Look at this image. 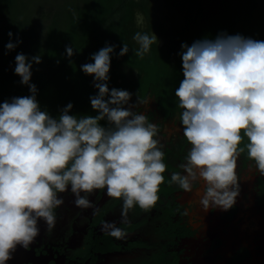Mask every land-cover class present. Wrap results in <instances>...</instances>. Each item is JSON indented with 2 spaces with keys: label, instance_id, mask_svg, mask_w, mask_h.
I'll use <instances>...</instances> for the list:
<instances>
[{
  "label": "clouds",
  "instance_id": "9594fccd",
  "mask_svg": "<svg viewBox=\"0 0 264 264\" xmlns=\"http://www.w3.org/2000/svg\"><path fill=\"white\" fill-rule=\"evenodd\" d=\"M135 17L140 29L132 37L136 46L130 49L123 42L118 54L131 51L143 59L159 38L144 30L141 11ZM19 43L10 39L5 47L11 51ZM181 48L183 79L175 95L191 147L168 183L186 193L200 184L198 203L205 211H228L240 196L239 154L246 151L264 175V40L221 32ZM75 51L66 46L69 58ZM114 54L116 46L107 44L80 66L94 77L98 91L90 103L96 114H73L69 102L56 116L41 106L32 82L33 65L42 56L16 55L14 72L30 95L0 103V264H9L18 247L32 244L41 222L48 231L55 228L63 193L70 192L74 205L91 209L93 216L101 212L90 199L97 190L122 201L120 223L102 222V231L117 239L127 237L120 225L129 222L130 210H149L160 199L168 166L159 125L134 110L146 101L137 95L132 103L130 91L109 87Z\"/></svg>",
  "mask_w": 264,
  "mask_h": 264
},
{
  "label": "flooded vegetation",
  "instance_id": "af4514ba",
  "mask_svg": "<svg viewBox=\"0 0 264 264\" xmlns=\"http://www.w3.org/2000/svg\"><path fill=\"white\" fill-rule=\"evenodd\" d=\"M1 61L0 103L13 96L30 95L29 88L14 72L15 64ZM48 68V62L44 61L34 64L32 70L44 73L38 100L49 99L50 105L45 108L52 115H58L60 108L69 102L74 105L73 114H96L90 103V97L98 91L93 76L89 75L92 86L89 93L80 95L75 93V83L67 87L60 82L59 71L49 72ZM139 79L135 74L118 76L109 87L130 91L132 103L137 95L146 101L134 110L146 113L149 121L159 125L168 168L157 204L149 210L138 206L130 210L129 222L120 225L127 230V237L117 239L102 231V222L120 223L122 201L108 197L106 190H97L90 199L99 205L101 212L93 216L91 209L74 205L70 192L63 193L65 204L56 209L55 228L48 231L41 222L40 235L25 249L23 264H264V175L258 170L245 175L255 164L240 153L237 163L240 196L228 211L218 208L205 211L198 203L200 184L194 185L192 193L170 185L171 172L181 171L178 165L191 147L183 135L182 110L174 92H168L174 95L172 99L164 100L163 92L149 87L142 90L132 84ZM148 103L153 106L145 110Z\"/></svg>",
  "mask_w": 264,
  "mask_h": 264
},
{
  "label": "trees",
  "instance_id": "16d2710c",
  "mask_svg": "<svg viewBox=\"0 0 264 264\" xmlns=\"http://www.w3.org/2000/svg\"><path fill=\"white\" fill-rule=\"evenodd\" d=\"M150 1L79 0L63 11L65 18L62 23L55 21L48 27L43 41L32 44L20 38L22 43L11 51L5 45L10 39L15 41L19 38L14 34L13 37L1 41L0 60L15 58L14 53L20 52L28 53L29 57L41 55L42 62L47 61L49 64V72L58 70L62 78L60 82L67 87L75 83V93L81 95L84 92L89 93L92 86L89 75L80 66L90 62L93 53L107 44H112L116 46V54L112 56L109 83H114L118 76L135 74L140 79L133 81V85L142 90L149 87L163 92L162 98L169 100L174 95L168 92L175 93L183 79L180 55L182 43L191 45L198 39L215 38L221 32L264 40V0H220L210 12H205V7L197 0H173L175 9L181 16L180 23L175 24L172 23L176 18H168L170 25L154 16ZM0 10L17 11V0H0ZM137 11L143 12L147 18L145 29L165 36L166 41L161 46L154 44L151 52L143 59L136 57L131 51L121 57L118 53L123 42H127L130 49L136 46L132 37L140 30L136 24ZM68 45H73L76 49L71 58L66 53ZM43 75V71L37 74L33 72L32 82L37 87L40 86ZM4 84L5 82L2 85ZM39 102L43 108L50 105L48 98L39 99ZM244 143L242 141L241 146ZM243 154L247 155V152Z\"/></svg>",
  "mask_w": 264,
  "mask_h": 264
},
{
  "label": "rangeland",
  "instance_id": "374dc122",
  "mask_svg": "<svg viewBox=\"0 0 264 264\" xmlns=\"http://www.w3.org/2000/svg\"><path fill=\"white\" fill-rule=\"evenodd\" d=\"M78 1L79 0H17V11L10 12L9 10H0V42L4 41L5 39H7V37H9L8 33L10 31L15 34V36H17L19 39L24 38L32 44L36 41H43L44 38H46L45 36L48 27L52 26L55 21H60L62 23V19L65 18L63 11ZM197 1H199V4L205 7V12H210V9L214 8V6L220 3V0ZM150 2L154 16L157 19L161 20L167 25H170L167 20L171 17L176 18L177 21L172 24L180 23L181 13H177L175 9V1L151 0ZM145 20L147 25L148 21L146 16ZM155 33L157 34V32ZM157 36L159 38V44H157L159 46L163 45L166 41L165 36L161 34H157ZM9 60L8 61L10 64L16 63L14 57ZM152 106V103H148L145 105L144 109H150L152 108ZM255 172H257V169L255 168V166L251 165L250 168L247 169L245 175H251ZM254 219L258 220L257 217H254ZM242 228H244L243 225H241V229Z\"/></svg>",
  "mask_w": 264,
  "mask_h": 264
},
{
  "label": "water",
  "instance_id": "95a60500",
  "mask_svg": "<svg viewBox=\"0 0 264 264\" xmlns=\"http://www.w3.org/2000/svg\"><path fill=\"white\" fill-rule=\"evenodd\" d=\"M25 248L18 247L17 250L13 253L12 260L9 261V264H23L26 262L25 256Z\"/></svg>",
  "mask_w": 264,
  "mask_h": 264
}]
</instances>
